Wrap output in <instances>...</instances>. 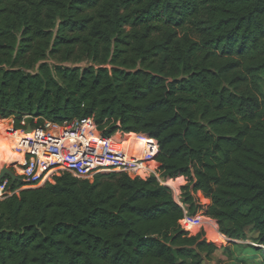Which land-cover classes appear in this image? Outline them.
Returning <instances> with one entry per match:
<instances>
[{
    "label": "trees",
    "instance_id": "16d2710c",
    "mask_svg": "<svg viewBox=\"0 0 264 264\" xmlns=\"http://www.w3.org/2000/svg\"><path fill=\"white\" fill-rule=\"evenodd\" d=\"M73 118L157 140L153 167L191 176L230 244L264 245V0H0V119ZM183 217L155 178L64 174L0 200V264H204L217 246Z\"/></svg>",
    "mask_w": 264,
    "mask_h": 264
},
{
    "label": "built area",
    "instance_id": "2783aa9c",
    "mask_svg": "<svg viewBox=\"0 0 264 264\" xmlns=\"http://www.w3.org/2000/svg\"><path fill=\"white\" fill-rule=\"evenodd\" d=\"M19 131L23 132H20L22 135L14 148L19 160L13 167L20 186L12 190L8 181L0 182V200L25 189L54 183L64 174L93 182L100 174L122 173L143 181L155 178L161 186L169 188L174 201L183 210L180 227L188 237L196 236L206 223H213L210 218L190 214L188 206L182 202L181 185H171L179 178H164L153 167V161L159 154V144L147 135L136 134L132 142L133 134H124L119 130L115 135L106 137L89 118H73L63 124L43 121L29 134L25 130ZM116 144L122 148L115 150L113 146Z\"/></svg>",
    "mask_w": 264,
    "mask_h": 264
},
{
    "label": "rangeland",
    "instance_id": "374dc122",
    "mask_svg": "<svg viewBox=\"0 0 264 264\" xmlns=\"http://www.w3.org/2000/svg\"><path fill=\"white\" fill-rule=\"evenodd\" d=\"M68 66H72V64H68ZM77 66L85 67L87 66V62H82ZM3 121H6L3 127L10 125V128L7 129L6 131L7 134L10 132L11 134L17 132L15 131V125L12 119L10 120L0 119L1 123ZM35 123H38V121L35 120ZM19 132H23V131H19ZM19 138H20L19 135L14 136L12 140H10L9 137L8 143L9 140L12 142V144L16 143ZM12 151L15 152L14 149H12ZM14 163L15 162L8 163L6 166L0 165V171L3 168H6L14 172L15 171L13 167ZM190 178L191 176L183 178L184 182L181 184V198L190 199L191 203H189L188 205L189 206L193 205L194 210L192 212L196 211L198 215L206 217L203 211L204 210L203 207L208 206L210 202L208 199H205L202 194H200L199 196L192 189L193 184L190 182ZM182 187H188V188L186 190H183ZM211 220L213 223L210 224L206 223L205 228L199 230V232H197L196 234L198 235L200 233H204V238L206 240H209V243H214L217 246V251L211 256L210 260L206 261L204 264H264V256L262 255V252L264 251V245H259L257 242H255L254 239L257 237L255 233L248 234L249 240L233 245L230 244L229 241H227V239L225 238V236L223 237V235L219 232V227L217 222L213 219ZM209 229H214L213 234L210 233ZM257 249H261V251H258Z\"/></svg>",
    "mask_w": 264,
    "mask_h": 264
},
{
    "label": "water",
    "instance_id": "95a60500",
    "mask_svg": "<svg viewBox=\"0 0 264 264\" xmlns=\"http://www.w3.org/2000/svg\"><path fill=\"white\" fill-rule=\"evenodd\" d=\"M33 131V128L32 126H27L26 130H25V133L26 134H29ZM6 178H10L11 181H12V184L14 185L16 182L19 181V178L16 176V174L9 170V169H6V168H3L1 171H0V182L4 181Z\"/></svg>",
    "mask_w": 264,
    "mask_h": 264
},
{
    "label": "bare ground",
    "instance_id": "6f19581e",
    "mask_svg": "<svg viewBox=\"0 0 264 264\" xmlns=\"http://www.w3.org/2000/svg\"><path fill=\"white\" fill-rule=\"evenodd\" d=\"M9 128H10V126H9ZM16 133H20V132H16ZM14 134H15V133H12L11 136H13ZM21 135H22V134L20 133L19 137H21ZM11 136H10V137H11ZM132 138H134V136H132L131 139H132ZM18 140H19V139H18ZM18 140H17V142H18ZM17 142H16V143H17ZM132 142H133V139H132ZM16 143H13V147L16 146ZM113 148H114L115 150H120V149L122 148V146L119 145V144H116L115 146H113ZM171 185H172V183H171Z\"/></svg>",
    "mask_w": 264,
    "mask_h": 264
},
{
    "label": "crops",
    "instance_id": "0c3cea01",
    "mask_svg": "<svg viewBox=\"0 0 264 264\" xmlns=\"http://www.w3.org/2000/svg\"><path fill=\"white\" fill-rule=\"evenodd\" d=\"M199 196H200V194H202V193H197ZM204 197V196H203ZM206 199V198H205ZM242 242H245V241H242ZM238 243H240V242H236V244H238Z\"/></svg>",
    "mask_w": 264,
    "mask_h": 264
}]
</instances>
